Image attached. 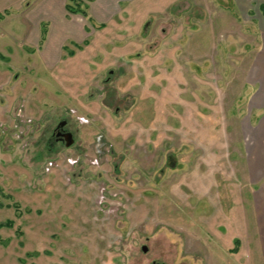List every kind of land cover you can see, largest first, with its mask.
<instances>
[{"label": "rangeland", "instance_id": "obj_1", "mask_svg": "<svg viewBox=\"0 0 264 264\" xmlns=\"http://www.w3.org/2000/svg\"><path fill=\"white\" fill-rule=\"evenodd\" d=\"M187 1L0 0V264H264V19Z\"/></svg>", "mask_w": 264, "mask_h": 264}, {"label": "crops", "instance_id": "obj_2", "mask_svg": "<svg viewBox=\"0 0 264 264\" xmlns=\"http://www.w3.org/2000/svg\"><path fill=\"white\" fill-rule=\"evenodd\" d=\"M81 1L85 3V7H87L88 9L87 12L89 14V17L93 21L99 22V26L101 28L105 27V23H107V21L111 19L115 14H121L123 12H140L139 9H136L139 6L146 5V8L141 10L145 18L151 16L152 13L167 12L168 9L166 8V6L169 9L173 10L174 8H177L178 5H183V9H181L180 11H183L184 7L186 8L184 4H187V6H189V2L187 0H78L79 3H81ZM218 2L219 3L217 4L222 7L223 3H221L220 0ZM66 5V0H61L60 13L63 16H66L67 13ZM261 5H264V0H230L229 3L230 10L246 14H248L251 9L257 6L262 15V19H264V16L260 9ZM180 11L177 10L175 12L178 13ZM76 16L78 17V15ZM81 23L82 21L79 17L77 22H71V24L75 25H72V30L71 32H69L73 33V37L76 40L78 39V37H80L79 32L83 30V27L80 26ZM48 38H50V34L48 35ZM263 38V33L261 32L260 39L262 43H264V40H262ZM51 41V39L47 40L44 46H48ZM249 56L250 64L246 69V72H251L260 83L259 90H262L263 94L258 97L259 101H256L258 105L257 108H260V104H262V102L264 103V46L260 45L257 48L256 52L254 51V49L251 50ZM258 113L260 115V112Z\"/></svg>", "mask_w": 264, "mask_h": 264}, {"label": "flooded vegetation", "instance_id": "obj_3", "mask_svg": "<svg viewBox=\"0 0 264 264\" xmlns=\"http://www.w3.org/2000/svg\"><path fill=\"white\" fill-rule=\"evenodd\" d=\"M71 133L72 138L74 137L73 131L67 127L66 120H60L51 130V138L56 143H61L65 145V137L64 134ZM74 141V138H73ZM158 264V263H156Z\"/></svg>", "mask_w": 264, "mask_h": 264}, {"label": "trees", "instance_id": "obj_4", "mask_svg": "<svg viewBox=\"0 0 264 264\" xmlns=\"http://www.w3.org/2000/svg\"><path fill=\"white\" fill-rule=\"evenodd\" d=\"M69 1L72 2L73 4H67L66 5V9L68 12H74L75 7L81 12V10L79 9V6L77 5L79 3L78 0H69ZM71 5H76V6H71ZM260 9H261V12L264 16V5H261Z\"/></svg>", "mask_w": 264, "mask_h": 264}, {"label": "water", "instance_id": "obj_5", "mask_svg": "<svg viewBox=\"0 0 264 264\" xmlns=\"http://www.w3.org/2000/svg\"><path fill=\"white\" fill-rule=\"evenodd\" d=\"M65 137V146H70L73 143V138L71 133L64 134ZM143 251L146 252L147 248L144 246ZM151 264H156V262H152ZM159 264V263H158Z\"/></svg>", "mask_w": 264, "mask_h": 264}]
</instances>
